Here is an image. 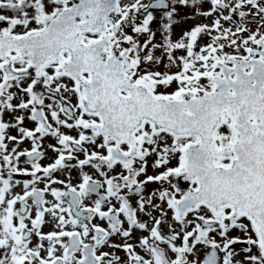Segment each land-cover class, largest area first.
I'll return each mask as SVG.
<instances>
[{
    "label": "snow or ice",
    "instance_id": "6c2138e0",
    "mask_svg": "<svg viewBox=\"0 0 264 264\" xmlns=\"http://www.w3.org/2000/svg\"><path fill=\"white\" fill-rule=\"evenodd\" d=\"M0 264H264V0H0Z\"/></svg>",
    "mask_w": 264,
    "mask_h": 264
}]
</instances>
